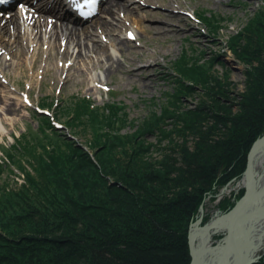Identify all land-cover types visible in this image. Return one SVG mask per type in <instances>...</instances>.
<instances>
[{
	"label": "trees",
	"instance_id": "16d2710c",
	"mask_svg": "<svg viewBox=\"0 0 264 264\" xmlns=\"http://www.w3.org/2000/svg\"><path fill=\"white\" fill-rule=\"evenodd\" d=\"M258 14L246 36H239L248 42L246 47L231 41L252 78L239 96L236 114L213 100L214 108L228 112L227 117L217 116L215 110L214 114L182 110L181 95L194 94L202 82L183 72L184 79L178 81L186 90L174 95L175 103L170 101L175 108L163 107L162 115L153 114L125 136L117 134L128 122L122 105L108 102L92 108L88 97L61 105L60 110L64 109L57 117L67 118L66 125L76 137H85L90 131L95 134L87 141L95 152L93 157L79 141L59 134L49 119L39 117L38 130L22 136L12 163L21 168L25 158L32 156L40 167L42 162L56 166L53 174L59 175V165L61 171L70 165L74 178L69 187L63 182L68 179L52 187L50 174L44 176L38 170V184L28 175L24 189L17 193L27 206L13 216L8 210L11 202L1 192L0 225L6 228L11 223L19 232L0 236V264H190L189 222L197 220L204 200L243 176L252 146L264 136V55L256 50L264 47V7ZM204 20L217 30L213 16ZM187 82L195 88H189ZM166 114L173 117L172 129L180 121L185 123L178 128L179 134L176 129H166ZM147 135L168 140L158 160L149 155L156 144L144 138ZM35 145L49 146L44 159L43 155L33 156ZM73 186H77L75 196ZM60 190L65 195L61 202L55 192ZM257 264H264V258Z\"/></svg>",
	"mask_w": 264,
	"mask_h": 264
},
{
	"label": "rangeland",
	"instance_id": "374dc122",
	"mask_svg": "<svg viewBox=\"0 0 264 264\" xmlns=\"http://www.w3.org/2000/svg\"><path fill=\"white\" fill-rule=\"evenodd\" d=\"M122 1H128L129 7L133 10L137 8L133 12L135 16L143 19L140 25L134 24L131 18L128 20L123 11L115 17L119 21L100 13L92 22L82 24L86 27L92 25L96 27L97 22L103 17L108 18L113 20L114 25H121L120 30L114 31L117 38L131 39L130 43L118 45L111 43V37L107 32H97L94 40L106 47L101 55L87 51L82 56L76 57L78 48H73L74 45L71 44L67 45L65 41H59L60 46L55 49L56 54L50 56L49 45L54 42L52 38H45L47 40L42 41L40 50L30 46L27 54H21V48L13 45L11 36L10 46L0 42V50L5 52L6 49L9 53L6 54L4 63L0 62V96H2L0 99V196L3 193L11 202V207L8 209L11 216L20 214L22 208L25 209L27 206L17 193L24 189L28 175L33 178L31 179L33 183L38 184L37 180H41L38 170H42L44 176L50 174L52 187L55 182L60 185V181L64 179H68L69 182H63L69 187V183L72 184L74 178L70 165L64 166L63 171H61L63 166L59 165L61 167L59 168L61 175H59L53 174L54 168L57 169L56 166L49 167L47 163L42 162L43 166L40 167L39 163L31 160L32 156L25 158L27 163H23L22 169L12 163V157L16 155L15 150L20 148V143H23L22 136L26 132L38 130L41 124L39 117L49 119L50 126L55 127L59 134L79 141V145L85 148L91 157L95 154L87 142L93 139L95 134L90 131L84 134L85 137H76L66 125L67 118L61 115V120L58 119L57 116H60L58 114L64 109L60 110V106H64L68 100L77 101L88 97L92 108H101L108 102L122 105L128 122L117 134L125 136L135 132L136 127L142 121L151 118L153 114L162 115L163 107L175 108L170 101L173 99L175 103L174 95L178 94L180 89L186 90L178 80L183 78V72H187L189 75L201 78L202 82L196 88L190 82L185 84L189 88H195L196 92L187 96L181 95L179 100L182 110L212 114L215 110V114H219L217 116L227 117L225 114L228 112L223 114V110L218 111L214 108V101L220 102L218 104L223 107L227 106L234 114L238 112L241 101L239 96L246 92L249 80L252 78L249 76L248 66L235 55L234 47L236 45L246 47L248 42L239 36H246L247 30L256 22L260 9L264 7V0ZM210 16L218 22L216 31L204 20V17ZM158 26L166 28L167 31L158 34L156 31ZM233 39L237 41L236 45L231 43ZM66 45L69 54L62 57ZM256 50L264 55V47ZM109 65L112 67L110 68ZM186 65L189 68L187 70H185ZM145 69L147 71H144ZM43 104L45 105L42 106ZM166 115L164 116L167 120V128L170 129L174 124L173 117L171 114ZM184 124L183 121L178 122L176 129L183 127ZM144 138L156 144L150 148L152 151L150 150L149 155L152 160L160 159L165 148L168 147V140L159 135L158 137L147 135ZM35 146L37 147L32 151L33 156L43 155L44 159V152L49 150V146L48 149H43L41 145ZM176 152L179 153V150ZM46 158L51 159L48 155ZM29 162L33 166H30ZM73 172L78 176L76 170ZM242 177L233 179L220 188L214 197L204 200L196 215L197 220L189 222L186 234L192 257L190 264L193 262L191 233L194 226L205 227L211 220L221 218L234 209L245 194L244 188L237 189ZM57 189L61 188L57 187ZM61 190L55 191L59 194L57 199L59 202L64 200L63 196H65ZM71 190L74 196L78 194L77 186H73ZM231 204L233 207L229 209ZM41 208L44 210V206ZM36 210L48 218L39 208ZM47 212L50 213V209ZM10 224V227L5 226L6 228L0 225V236L6 238L11 233L19 232ZM221 235L217 234L213 237L214 245L224 240ZM263 258L264 248L259 251L253 264L259 263Z\"/></svg>",
	"mask_w": 264,
	"mask_h": 264
},
{
	"label": "bare ground",
	"instance_id": "6f19581e",
	"mask_svg": "<svg viewBox=\"0 0 264 264\" xmlns=\"http://www.w3.org/2000/svg\"><path fill=\"white\" fill-rule=\"evenodd\" d=\"M34 1L35 0H24L23 3L25 6L22 10L13 12L11 16L8 17H0V42H3L7 46H10L13 42V45L21 48V54H27V50L29 51L30 46L40 50L42 41L45 42V38L47 37L54 40V42L49 45L50 56L56 54L55 49L60 46L59 41H65L67 45L71 44L74 45L73 48H78L76 57L82 56L87 53V51H91L96 55H101L106 50V47L94 40V37L97 36V32L99 31L107 32L111 37V43L122 45L123 43H130L131 41V39L128 38H117V36H115L114 31L120 30L121 25H114L111 19H115L116 15L120 14L122 11L129 18L128 20H130V18L133 20L134 24L140 25L142 19L134 15L133 11L135 9L137 10V8H134V10L131 9L128 1L108 0L100 9V12L105 16H110L111 19H105L103 17L102 20L97 22L96 27H93V25L86 27L82 25L86 22H82L81 20H68L57 12L56 7L57 4H60V0H38V3H42L40 5L34 3ZM51 2L53 3L52 6H50ZM55 5L56 7H54ZM92 21L93 19L91 22ZM156 31L158 34H161L167 30L164 27L158 26ZM10 36L13 39L12 42L9 41ZM117 41L119 42L116 43ZM67 45L63 48L62 57L69 54ZM129 50H132V48H129ZM0 51V62L4 63L3 60L6 58L8 51L6 49V53L2 52V50ZM82 61H84V57H82ZM109 67L111 68L112 66L109 65ZM144 71H147V69ZM0 99H2V96H0ZM176 128L177 126L173 129L170 126L172 131ZM176 130L179 134L178 129ZM251 166L255 191L259 194V192L264 189V148L259 150L255 155ZM245 180V175H243L242 179H240L237 184V189L239 187L240 189L244 188ZM253 187L254 186H252V188ZM240 212L241 214H239L240 217L238 218H234V215L233 217H221L211 220L205 227L199 225L194 226L191 233L194 254L193 264H245L248 262L250 263L252 259H255L257 255H259V251L262 250L261 248L264 246V193L247 200ZM250 212H254L255 216L248 217L245 221L241 222L242 216ZM258 212L260 213L257 214ZM230 225L234 230L232 229L233 232L230 237L231 246L228 247L226 244V236ZM243 228H248V231L242 232ZM217 234H222L221 236L224 240L214 245L212 243L213 237ZM234 236L237 237L234 238ZM242 260L244 261L242 262Z\"/></svg>",
	"mask_w": 264,
	"mask_h": 264
},
{
	"label": "water",
	"instance_id": "95a60500",
	"mask_svg": "<svg viewBox=\"0 0 264 264\" xmlns=\"http://www.w3.org/2000/svg\"><path fill=\"white\" fill-rule=\"evenodd\" d=\"M262 148H264V137H262L261 139H259L253 146V148L251 149L249 155H248V162H247V168H246V171L244 173L245 175V186H244V189H245V194L244 196L237 202L236 206L234 207V209L228 213L227 215L223 216V217H233L234 215V218H238L240 217L239 214H241L240 210L241 208L244 206V204L246 203L247 200H249L250 198L252 197H255L257 195H260L261 193H264V189L261 190V192H259V194H257V192L255 191V184L253 183V171H252V166H251V163H252V160L253 158L255 157V155L259 152V150H261ZM253 184V185H252ZM252 186H254L252 188ZM255 191V192H254ZM260 212H258L257 214H259ZM256 214V216H257ZM252 216H255V213L254 212H250L249 214H246L245 216H242L243 218L241 219V222L242 221H245L248 217H252ZM222 217V218H223ZM234 225V224H233ZM234 228L232 227L231 228V225L230 227H228V233H227V236H226V244L227 246H231V236H232V232ZM247 232L248 231V228L247 229H242V232ZM237 237V236H234V238ZM229 238H230V241H229ZM191 245H192V240H191ZM193 247V246H192ZM264 246L261 248L263 249ZM193 252V250H192ZM239 252V251H237ZM193 259H194V254H193ZM244 260H242L243 262ZM256 261V258L255 259H252L250 261V263H245V264H253L254 262ZM193 264V263H192Z\"/></svg>",
	"mask_w": 264,
	"mask_h": 264
}]
</instances>
